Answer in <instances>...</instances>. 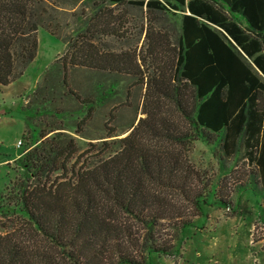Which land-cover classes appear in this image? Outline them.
Instances as JSON below:
<instances>
[{
	"label": "trees",
	"instance_id": "16d2710c",
	"mask_svg": "<svg viewBox=\"0 0 264 264\" xmlns=\"http://www.w3.org/2000/svg\"><path fill=\"white\" fill-rule=\"evenodd\" d=\"M84 1L97 7L85 19L84 36L73 39L69 50L53 62L52 67L60 66L57 78L52 77L53 70H44V82L50 77L65 94L86 105L67 86L69 68L138 77L143 64L154 69L155 43L147 44L149 49L136 59L133 53L95 48L98 36L118 37L107 27L114 17L101 6L106 2L149 13L179 12L176 44L168 49L169 76L157 65L159 78L146 79L145 95L150 96V83L154 102L165 98L173 103L196 140L218 157L230 159L242 149L249 177L264 190V0ZM44 7L45 0H0V94L8 93L33 62L40 28L59 39L58 27L42 21L47 14ZM115 19L112 24L122 27V18ZM165 41L156 46L167 51ZM16 85L18 93L11 94L21 99L25 87ZM43 88L46 93L48 87ZM22 109L24 134L29 135L30 121L42 114L30 105ZM145 113L127 137L91 144L83 152L73 137L54 132L61 128L39 130L31 150L19 158L22 176L9 182L14 221L0 234V264H146L152 254L171 255L173 247L158 236V230L167 221L180 220L149 188L171 186L176 178L185 182L191 172L180 154L160 150L154 143L179 144L187 135L158 117L157 108ZM94 151L100 152L98 158L87 162L86 156ZM184 227L181 222V232Z\"/></svg>",
	"mask_w": 264,
	"mask_h": 264
},
{
	"label": "rangeland",
	"instance_id": "374dc122",
	"mask_svg": "<svg viewBox=\"0 0 264 264\" xmlns=\"http://www.w3.org/2000/svg\"><path fill=\"white\" fill-rule=\"evenodd\" d=\"M101 6L112 12L114 18L108 20L107 27L116 30L120 38L98 36L93 41L95 48L111 54L133 53L136 59L149 49L147 44L154 46L155 43L154 69L143 64V74L138 77L129 73L69 68L67 86L86 105L65 94L59 83H53L50 77H47V83L44 82V70H53L52 77H58L60 66L57 63L52 67L53 62L69 50L73 39L84 36L85 19L91 17L97 8H92L91 3L84 0H45L47 14L42 15V21H51L52 27H58L59 39L40 28L36 56L21 78L27 86L22 100L12 96L18 93V88L0 94V234L6 232L14 221L10 214V190L13 187H9V182L12 184L22 176L19 158L31 150L38 140L39 130L61 128L54 132L73 137L78 151L83 152L91 144L115 142L127 137L137 122L146 118L145 112L157 108L158 117L186 133L187 138L179 144L159 140L154 144L160 146V150L180 154L191 173L185 182L176 178L171 186L149 188L150 193L163 199L166 211L171 216H178L180 222L167 221L158 230V236L173 247L171 255L152 254L146 264H264V190L257 179L249 177L244 151L239 149L230 159L218 157L210 146L196 140L173 103L165 98L154 102L155 93L150 83V96L145 95L146 79L148 82L150 78L158 79L162 68L169 76L172 54L168 49L176 44L174 32L179 28V15L149 13L144 8L128 4L116 6L106 2ZM115 17L122 18V27L119 23L112 24ZM165 39H168L164 45L167 51L156 46ZM123 55L125 58L126 54ZM126 62L132 63L130 59ZM157 65L161 69H156ZM45 86L48 87L46 93L43 92ZM24 105H30L42 114L30 121L29 135L24 134ZM86 112H89L87 116ZM82 119L84 122L77 126ZM139 132L141 135V130ZM19 141L21 146L17 147ZM112 150H116L115 146ZM99 153L90 152L86 156L87 162H94ZM181 222L186 226L182 232Z\"/></svg>",
	"mask_w": 264,
	"mask_h": 264
},
{
	"label": "crops",
	"instance_id": "0c3cea01",
	"mask_svg": "<svg viewBox=\"0 0 264 264\" xmlns=\"http://www.w3.org/2000/svg\"><path fill=\"white\" fill-rule=\"evenodd\" d=\"M187 1H190V0H186V2H187ZM225 13L227 14V12H225ZM180 14H181V13L178 12V15H180ZM182 14H183V13H182ZM185 14H189V13L186 11ZM239 21H240L242 24H244L243 21H241V20H239ZM248 63H250L249 60H248ZM24 72H25V71H24ZM23 75H24V73H23ZM23 75H22V76H23ZM22 76H21V78H22ZM21 78L18 80L17 83L20 84V85H23V86L25 87V89H26L27 86H26L25 83H23V82L21 81ZM17 83H16V84H17ZM16 84H12V85H10V86L8 87V92H9L10 90L13 91V90L15 89V87L17 86ZM12 91H11V92H12ZM12 96H13V95H12ZM13 97H14V96H13ZM14 98H15V97H14ZM20 100H22V98H21Z\"/></svg>",
	"mask_w": 264,
	"mask_h": 264
},
{
	"label": "built area",
	"instance_id": "2783aa9c",
	"mask_svg": "<svg viewBox=\"0 0 264 264\" xmlns=\"http://www.w3.org/2000/svg\"><path fill=\"white\" fill-rule=\"evenodd\" d=\"M21 146V142L19 141L18 143H17V147H20Z\"/></svg>",
	"mask_w": 264,
	"mask_h": 264
}]
</instances>
